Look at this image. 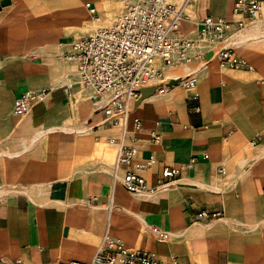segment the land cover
<instances>
[{"label": "crops", "instance_id": "1", "mask_svg": "<svg viewBox=\"0 0 264 264\" xmlns=\"http://www.w3.org/2000/svg\"><path fill=\"white\" fill-rule=\"evenodd\" d=\"M66 1L0 0V264H91L106 235L167 264H261L264 19L231 39L237 46L259 45L261 63L225 68L214 51L205 50L183 63L188 74L165 75L166 92L131 112L120 136L112 131L119 125L89 100L76 108L77 72L65 56L77 38L68 31L77 30L82 16L72 6L60 19L58 7ZM105 1L88 3L102 13ZM233 5L234 0H194L189 11L193 6L195 15L183 21L182 34L196 22L197 31L184 34L195 37L210 15L236 19ZM190 75L197 78L195 91L175 83ZM29 91L41 99L16 115L14 101ZM100 137L101 152L118 151L122 143L137 148L136 158L113 171L101 162L74 174L59 169L88 154ZM146 161L150 165L141 167ZM166 167L180 173L165 179ZM130 171L154 190L129 191L123 178ZM204 210L223 214L196 220Z\"/></svg>", "mask_w": 264, "mask_h": 264}, {"label": "built area", "instance_id": "2", "mask_svg": "<svg viewBox=\"0 0 264 264\" xmlns=\"http://www.w3.org/2000/svg\"><path fill=\"white\" fill-rule=\"evenodd\" d=\"M122 12L111 26L100 28L92 34L74 38L71 52L65 58L77 65L78 82L88 91L96 110L103 112L111 124H126L131 112L154 94L168 89L165 68L190 62L202 56L209 46L223 42L238 29H243L263 17L264 0H234L233 13L236 19L210 15L200 24L195 37L182 34L180 9L171 0H120ZM90 15L98 16L91 3L86 4ZM186 17V16H184ZM225 68L244 67L246 62L233 48L223 47L215 54ZM193 89L197 85L195 76L178 78ZM41 99L35 92H25L14 101L16 115L26 114ZM140 119H135L140 126ZM114 141V140H113ZM134 146L119 145L115 168L128 166L136 158ZM150 165L149 161L140 164ZM180 173L179 169L166 167L162 171L165 179ZM124 186L131 192L152 191L146 178L130 171L123 178ZM221 211L204 210L196 220L220 218ZM153 231L166 238L168 234L158 228ZM167 259L156 257L142 250H131L111 236H104L97 247L91 264H167ZM16 264H23L18 261ZM71 264H79L72 262Z\"/></svg>", "mask_w": 264, "mask_h": 264}, {"label": "rangeland", "instance_id": "3", "mask_svg": "<svg viewBox=\"0 0 264 264\" xmlns=\"http://www.w3.org/2000/svg\"><path fill=\"white\" fill-rule=\"evenodd\" d=\"M91 1L92 0H81V2L76 3V5H74V1L67 0L66 3H61L59 5L58 9H59L60 19L67 16L66 12L68 11V9L70 10L71 9L70 7H72V6L75 7V10H78L79 12H81L82 18L80 19V22L75 24V25H77V26H75V27H77L76 28L77 30L74 32L72 30H69L68 33H72L73 36H76V37L83 36L86 34H92L93 32H95L96 30H98L100 28H103L106 26H111L112 24H114L116 22L118 17L121 15L122 4H121L120 0H107L104 2L105 3L104 6L106 7V10L104 9L102 11V13L98 11L99 10L98 8H96V10L98 9L97 12L100 14V18H102L101 21L98 22V24L96 25L92 21L94 19V16H92L88 13V9L86 7V4L88 2H91ZM192 2L194 4V0H192ZM192 7H191V11H187L186 13H189L190 15H195L194 10H193L194 8H192ZM85 19H88L91 21L84 22ZM262 19H264V16L262 18H260V20H262ZM184 23H186V22H182V20H181V24L183 25V27H184ZM195 23L190 24L192 26V30L186 31V29H184L185 35H192L197 31V29L199 28V25H197ZM258 24H259V21L255 22L254 24H251V25H249L243 29L244 30L251 29L255 25H258ZM239 30H241V29H238L234 32H237ZM59 33H60L59 36L61 34H63L61 31ZM226 44L227 45H222L221 42H217L213 46H209V49H211L212 51H214L216 53L218 50H220L223 47L233 48V50L236 52V54L238 56H240L246 62L244 67H239L240 69H248L250 67H256L257 65H255V64H259L263 61V57H262L261 49H260L259 45L253 46V45L246 43V44H243L241 46H237L236 43H234L231 39L227 40ZM68 64H70L72 66V68H73L72 70L74 71V73H76L77 65L71 61ZM231 71H234L236 73H240L244 70H231ZM172 74L186 75V74H188V70H186L185 65H183V64L175 66L174 68H172V70H170V69L168 70V68H165V75L166 76L169 77V75H172ZM249 74L251 75V73H249ZM72 81L78 82V78L74 77V79ZM74 87H75V94L78 95V98L76 99L77 100L76 108H77V106L79 107L80 103H82L85 100H89L90 103L92 104V106H95V103L93 102L91 97L87 94L86 90L83 88V86L79 82ZM185 90H188V88H185ZM192 91H195V89H192ZM99 121H101L103 123V120L101 118H99ZM112 131H118L120 133V136H121L122 131H123L122 125L114 127ZM106 133H110V131L106 130L105 132H103V134H106ZM103 134L101 135V137L103 136ZM101 137L99 140L93 141L91 151L88 154L83 155L82 158L76 156L73 161H64L63 165L59 166V169L64 173L65 172H71L74 174V173L81 172L85 168V166L89 165L90 162H101V166L103 165L102 169L107 171V170H110V168H111V170L113 171L115 168L117 148L115 150H110L109 154L105 153V152H101L98 148V144H99V141L101 140ZM249 147L252 148L251 145H249ZM60 164H61V162H60ZM126 170H127V168H121L120 169V171L122 173H124ZM220 185H221V182H220ZM257 229H258V231L260 229L262 230L263 251H262V256H261V262H259V263L264 264V226H261V228H260V226H257ZM99 240L100 239H97L96 243H98ZM126 245H127V248H129L131 250H135V248L129 247L127 243H126Z\"/></svg>", "mask_w": 264, "mask_h": 264}, {"label": "bare ground", "instance_id": "4", "mask_svg": "<svg viewBox=\"0 0 264 264\" xmlns=\"http://www.w3.org/2000/svg\"><path fill=\"white\" fill-rule=\"evenodd\" d=\"M174 4H176L178 6V9H180V17L182 19V22L183 21H188L190 19V15L189 13H186L187 11H189V7L190 5L192 4V0H171ZM184 16H187V17H184ZM101 21V18L100 17H94L93 19V22L97 25L98 22ZM96 30V29H95ZM242 30V29H241ZM239 30V31H241ZM237 31V32H239ZM237 32H234L230 37L229 39H232L234 34L237 33ZM228 39V40H229ZM222 45H227L226 44V41H223L221 42ZM178 65H182V64H177V65H174V66H170L168 67V69H171V68H174L175 66H178ZM135 111V110H134Z\"/></svg>", "mask_w": 264, "mask_h": 264}]
</instances>
